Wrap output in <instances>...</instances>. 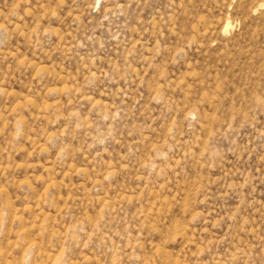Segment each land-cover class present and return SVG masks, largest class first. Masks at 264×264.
Returning <instances> with one entry per match:
<instances>
[{
  "label": "rangeland",
  "instance_id": "1",
  "mask_svg": "<svg viewBox=\"0 0 264 264\" xmlns=\"http://www.w3.org/2000/svg\"><path fill=\"white\" fill-rule=\"evenodd\" d=\"M0 264H264V0H0Z\"/></svg>",
  "mask_w": 264,
  "mask_h": 264
}]
</instances>
